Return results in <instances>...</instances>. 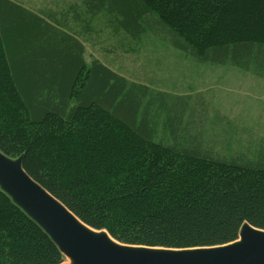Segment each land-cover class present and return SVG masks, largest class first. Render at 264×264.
<instances>
[{
  "label": "trees",
  "instance_id": "trees-1",
  "mask_svg": "<svg viewBox=\"0 0 264 264\" xmlns=\"http://www.w3.org/2000/svg\"><path fill=\"white\" fill-rule=\"evenodd\" d=\"M84 2L93 16L112 15L133 40L153 31L201 65L264 72V0ZM84 55L72 35L0 0V92L13 94L29 128L41 129L31 138L0 115L5 155L24 156V170L36 182L120 243L214 247L236 242L247 223L264 230V154L256 162L229 161L200 143L154 144L143 107L149 89L129 85L99 61L86 66ZM54 125L67 127L59 134ZM58 135L80 169L50 171L45 157ZM64 261L44 230L0 190V264Z\"/></svg>",
  "mask_w": 264,
  "mask_h": 264
},
{
  "label": "rangeland",
  "instance_id": "rangeland-1",
  "mask_svg": "<svg viewBox=\"0 0 264 264\" xmlns=\"http://www.w3.org/2000/svg\"><path fill=\"white\" fill-rule=\"evenodd\" d=\"M11 1L78 39L84 45L86 66L99 61L126 78L129 85L147 87L149 96L143 107L148 109L155 132L154 144L185 148L200 143L204 151L229 161L256 162L264 154V72L256 66L245 71L231 64L201 65L153 31L133 40L112 15H91L84 0ZM1 63L0 75L4 70ZM15 99L13 94L0 92L1 118L17 129L21 125L31 138L41 135L40 128L26 125ZM176 117L182 119L179 126ZM66 127L50 129L62 134ZM61 137L47 149L50 171L68 173L71 165L80 169L81 163L73 161Z\"/></svg>",
  "mask_w": 264,
  "mask_h": 264
},
{
  "label": "water",
  "instance_id": "water-1",
  "mask_svg": "<svg viewBox=\"0 0 264 264\" xmlns=\"http://www.w3.org/2000/svg\"><path fill=\"white\" fill-rule=\"evenodd\" d=\"M0 190L31 218L65 257L64 264H264V230L245 224L225 246L173 249L128 245L84 224L24 170V156L0 150Z\"/></svg>",
  "mask_w": 264,
  "mask_h": 264
}]
</instances>
